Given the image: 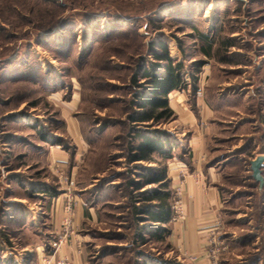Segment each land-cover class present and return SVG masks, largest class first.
Returning a JSON list of instances; mask_svg holds the SVG:
<instances>
[{
  "label": "rangeland",
  "instance_id": "374dc122",
  "mask_svg": "<svg viewBox=\"0 0 264 264\" xmlns=\"http://www.w3.org/2000/svg\"><path fill=\"white\" fill-rule=\"evenodd\" d=\"M199 34L211 37L212 57L203 54ZM229 37L239 46L227 55L241 65L220 62V39ZM160 42L183 63L186 79L206 80L204 95L218 112L220 142L213 147L223 146L215 158L236 145V123L264 122V0H0V256L3 249L13 258L42 242L50 247L56 238L51 193L71 190L97 207L98 223L86 232L89 264H194L178 259L169 235L149 236V221L135 216L140 203H133L137 195L128 186L140 172L128 161L136 132L167 131L172 142L180 131L172 119L150 128L129 122L140 112L136 96H149L150 81L142 76L158 64L153 53L161 51ZM200 62L205 67L197 74ZM135 77L142 87L133 84ZM74 86L80 99L66 107ZM75 134L87 148L77 161L69 155V164L78 166L73 178L59 165L74 181L70 187L61 185L58 164L47 159L57 138L68 154L77 152ZM156 160L160 164L142 166L167 164ZM244 166L235 162L219 181L227 203L217 264H264V195L251 184L250 161L248 170ZM172 194L174 208L178 196Z\"/></svg>",
  "mask_w": 264,
  "mask_h": 264
},
{
  "label": "crops",
  "instance_id": "0c3cea01",
  "mask_svg": "<svg viewBox=\"0 0 264 264\" xmlns=\"http://www.w3.org/2000/svg\"><path fill=\"white\" fill-rule=\"evenodd\" d=\"M205 83L206 80H199V89L196 96L188 95L186 92H173L168 95L169 106L175 113L172 120L180 131L174 133L176 138L174 141H170L175 147L171 158L167 160V176L170 178L171 187L175 191L184 182L182 201L187 217L183 223H172L171 228L169 227L170 223L167 227L163 226V228H167L168 235L171 237L175 251H177L178 259H181L182 263H186L189 259L194 264H210L211 260L207 257V250L210 247L209 240L212 237L216 238L218 235V224L222 220L223 211L226 210L225 205L227 203L224 194L221 192L219 181L227 171L231 170L235 162H241L248 170L249 161L257 156H264V122L259 120L250 124L251 126L244 122H240L241 124L236 123V145L228 150L226 155H216V158L213 156L215 151L221 154L223 146L217 145L213 147L214 143L219 141L217 140L219 136L217 134L218 127L216 126L217 111L213 110L204 95L203 86ZM69 91L70 99L64 101L66 107H72L74 100L77 101L75 105L78 104L80 99V88H75L74 86L69 88ZM257 125L261 127V131H257ZM71 127L72 131L73 129L75 131V127L73 125ZM249 129H252L251 132H249ZM75 136H72V139H74L75 145L78 147L77 152L68 154L61 145L56 144L54 145L55 147L49 149L47 159L50 165L58 164L63 169H68L67 173L71 176L70 178H73V175L77 172L75 168L77 169L78 166L75 164L71 166L72 163L69 164V155L70 158L73 157L72 161H77L83 157L82 155L87 148L81 137L77 134ZM170 139L172 138L169 137ZM249 140H252L253 143L250 148L247 146V144L249 145L247 143ZM208 151L211 154L210 158L208 157ZM233 154L237 155L231 158ZM247 154H250L251 157L247 158ZM214 161L216 162L213 165L212 162ZM230 162L232 163L229 164ZM156 164L154 163V165ZM151 168L156 170L160 166ZM182 172L186 173L184 181L180 177ZM243 172L245 173L244 170ZM247 172L248 174L245 173V175L249 176L250 173L249 171ZM253 188L256 189L255 192L260 194V196L261 194L264 195V189L260 191L258 186ZM40 192L51 193L47 189H40ZM74 196L77 198L75 199L77 203L74 208L75 232L71 236L69 244L54 252L52 248L47 247L42 242L37 246L35 245L34 249L22 248V250H29V253H25L24 257L21 256L23 253H16L15 251L13 258H7L8 251L3 249L0 256V264H43L44 253H48L53 261L67 258L70 264H89L86 259L85 246L89 240V234L86 235V232L87 228L98 223L97 207L94 206V203H89L85 197ZM51 197L53 198L49 200L48 204L52 219L51 233L55 234V239H57L62 231L64 197L62 195L58 196L54 192L51 193ZM60 197H63L61 201H59ZM145 227L149 228L147 233H153V231H157L156 228L159 226L154 225L151 227L147 225ZM164 237L161 236L160 238L163 239ZM54 240L51 241L49 239V245ZM234 257L237 258L239 256L235 253ZM234 257L232 260H234Z\"/></svg>",
  "mask_w": 264,
  "mask_h": 264
},
{
  "label": "trees",
  "instance_id": "16d2710c",
  "mask_svg": "<svg viewBox=\"0 0 264 264\" xmlns=\"http://www.w3.org/2000/svg\"><path fill=\"white\" fill-rule=\"evenodd\" d=\"M199 37L204 42L206 48H203V54L206 57H212L214 50V44L211 41V37L204 34H199ZM220 49L218 55L223 50L225 53L220 62L233 65H241V62H236L228 57L230 49L239 46L235 39L232 37L220 39ZM157 46L161 51H155L153 53L154 59L158 64H152L150 68L145 70L143 79L150 81L149 96L137 95V104L140 112L130 115L129 122L133 125H145L146 127H152L170 120L174 117L175 113L169 106V94L173 92H186L188 95L196 96L199 89V79L192 77L190 80L184 77V65L178 63L170 55V49L167 44L160 42ZM162 62H166L167 66L163 67ZM197 66V65H196ZM205 67V64L200 62L195 69L198 74ZM163 69V70H162ZM158 70H162L163 75L157 74ZM133 84L138 85L136 77L133 79ZM142 87V86H137ZM147 128V129H149ZM154 135L150 133H143L137 131L134 139L137 144L134 143L132 151L129 155V163L136 164V169H139L137 176L138 179L130 181L128 186L136 192L133 198V203L139 202V205H134L133 212L135 216L141 218L142 222L149 221V225L152 227L158 225L157 231L148 233L149 236L163 237L168 235L167 227L175 217V211H173L170 199L172 198L173 189L171 187V180L167 176V164L162 165L159 169L146 168L142 166V163H157L156 156L161 157L165 162L171 158L175 145L169 140V134L167 131H160L155 129ZM57 138V137H56ZM57 142L54 144H62V140L57 138ZM136 173V172H135ZM264 175V169H263ZM252 177V176H251ZM253 187H257L258 183L252 177ZM157 186V188L151 191L145 190L147 187ZM145 190V191H144ZM172 191V192H171ZM161 230V231H158ZM159 232V233H158ZM141 233V232H140ZM141 235V234H140ZM142 237L140 236V239ZM168 264V262L166 263ZM177 264V263H169Z\"/></svg>",
  "mask_w": 264,
  "mask_h": 264
},
{
  "label": "built area",
  "instance_id": "2783aa9c",
  "mask_svg": "<svg viewBox=\"0 0 264 264\" xmlns=\"http://www.w3.org/2000/svg\"><path fill=\"white\" fill-rule=\"evenodd\" d=\"M56 171L58 173V179L61 183V185H68L70 187L73 186L74 181L67 178V176L64 175L63 171L60 169V166L57 165ZM185 172H182L180 174V177L183 178V181L185 179ZM183 183L176 189V194L178 196V200L174 205L173 211H175V217H174V223L179 224L183 223L186 219V214L184 210V204H183ZM64 197L63 200V219L61 223V233L58 235V238L55 239L53 242L50 243V247L55 251H58L61 249L64 245L69 244L71 240V236L74 234L75 230V213L74 208L75 204L77 203L75 198L73 197V194L71 190H68L66 193L62 194ZM210 247L207 250V257L213 261V264H217V255L219 254L218 249V242L215 237H212L209 240ZM43 264H70L67 258L58 259L53 261L51 256L48 253H44V256L42 258Z\"/></svg>",
  "mask_w": 264,
  "mask_h": 264
},
{
  "label": "water",
  "instance_id": "95a60500",
  "mask_svg": "<svg viewBox=\"0 0 264 264\" xmlns=\"http://www.w3.org/2000/svg\"><path fill=\"white\" fill-rule=\"evenodd\" d=\"M264 156L260 155L250 161L251 176L259 184V190L261 191L264 187Z\"/></svg>",
  "mask_w": 264,
  "mask_h": 264
}]
</instances>
